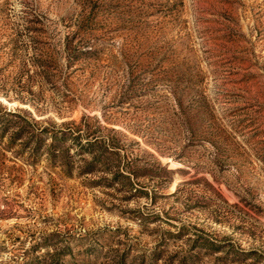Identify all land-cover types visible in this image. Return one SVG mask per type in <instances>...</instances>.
<instances>
[{"label": "rangeland", "instance_id": "374dc122", "mask_svg": "<svg viewBox=\"0 0 264 264\" xmlns=\"http://www.w3.org/2000/svg\"><path fill=\"white\" fill-rule=\"evenodd\" d=\"M0 264H264V0H0Z\"/></svg>", "mask_w": 264, "mask_h": 264}]
</instances>
